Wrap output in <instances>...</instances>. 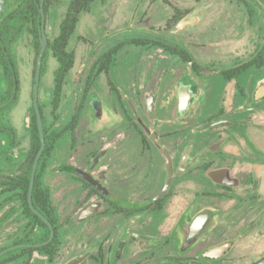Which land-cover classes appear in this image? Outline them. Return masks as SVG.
I'll use <instances>...</instances> for the list:
<instances>
[{
    "label": "flooded vegetation",
    "instance_id": "af4514ba",
    "mask_svg": "<svg viewBox=\"0 0 264 264\" xmlns=\"http://www.w3.org/2000/svg\"><path fill=\"white\" fill-rule=\"evenodd\" d=\"M33 1L40 43V3L45 34L51 5L45 10V0ZM158 1L168 9L163 28L169 33L196 31L181 38L118 40L94 59L82 90L86 105H77L65 122L53 127L72 122L66 137L57 143L67 141V153L49 170L54 149L43 174L44 178L51 172L64 181L59 190L63 204L58 211L42 178L56 219L54 227L48 221L54 232L52 240L37 247H19L46 242L50 229L45 224L49 230L45 241L13 245L27 232L34 241L41 233L38 227L25 230L23 215L24 225L17 234L0 238V253L6 251L0 258L16 249H38L57 238L55 255L50 259L33 250L4 264H36L38 257L46 259V264H56L63 233L68 231L74 243L72 256L63 264L78 257H84L79 264H256L264 258V147L255 140L264 138V0ZM180 2L189 6L182 7ZM7 3L5 0L4 10ZM254 28L261 38H256L258 42L246 39L249 54L236 55V49L214 53L222 51L223 45L236 43L240 38L230 36L237 37L240 29ZM229 30L235 33L230 35ZM129 47L140 50L131 65L120 59ZM67 51L72 53L69 44ZM155 51L166 63L169 79L163 90L166 118L152 121L149 116L159 104L162 87L158 89L155 83L141 103L129 99L127 89L140 81L135 68L142 64L141 54ZM45 53L40 83L47 56L52 57ZM147 59L151 76L155 58L143 56V62ZM18 78L16 100L8 104L13 106L0 113V146L6 147L7 159L14 161L8 174L0 172V198L20 204L5 184L23 172L29 149L31 108L21 127ZM40 83L39 108L43 107ZM139 90L133 89V97ZM103 91L108 92L109 102L101 96ZM195 105L199 115L188 119ZM210 105H217V111L208 109ZM84 109L89 116L82 118ZM82 120L84 134L79 133ZM130 130L132 138L127 134ZM21 133L28 137V147L19 155L15 151Z\"/></svg>",
    "mask_w": 264,
    "mask_h": 264
},
{
    "label": "rangeland",
    "instance_id": "374dc122",
    "mask_svg": "<svg viewBox=\"0 0 264 264\" xmlns=\"http://www.w3.org/2000/svg\"><path fill=\"white\" fill-rule=\"evenodd\" d=\"M69 0H56L49 7V14L46 22V34L49 39H53L58 34L59 24L66 12V8ZM182 7L189 6L187 3H182ZM162 5L158 0H106L104 3L95 2L91 5L90 9L87 12L82 13L79 16V20L76 26V29L72 35V38L69 42V50L72 51L74 56V64L71 72L67 76L65 89L63 92V97L60 107V116L57 122H54L53 127L59 124L62 121H66L68 117L72 114L74 108L77 105H86V98H82V90L84 87V81L90 70V65L93 63L94 59L105 51L110 44L116 43L118 40H127L130 38L136 37H156V38H175V37H187L194 33L191 29L184 33H169V29H164V23L169 15L168 9ZM132 16H134L133 20ZM202 25V24H201ZM200 25V26H201ZM230 35L235 33V30L228 31ZM247 32V33H246ZM261 32L251 29L246 30L240 29L239 35L237 37L230 36V38L239 39L236 40L232 45H223L221 50L218 49L214 52L225 53L229 50L236 49V55L244 56L249 54L251 47L247 46L246 39L249 40L251 37L257 42L260 40L259 37ZM259 40H257V39ZM251 39V40H252ZM255 41V42H256ZM246 45V46H245ZM202 53L203 51H198ZM17 61H18V73L20 77V92L22 95V105L18 107V124L21 127L23 122L26 119V115H29L31 108V91H32V73L34 68L35 53L30 45V40L24 38L19 45L16 47ZM140 53V50L137 48H128L123 53L120 54V59L126 63L133 62V58ZM205 53V51L203 52ZM155 58V67L154 73L149 76L151 69L148 66L147 59L143 62V56L150 55ZM158 52H143L139 61H142V64L139 66V63L136 65V72L140 73L139 83L134 84L132 87L137 91V88L140 87L139 92L135 93L133 97V89H127L128 98L134 101H143L144 93L152 90L154 84L158 86V89L162 87V91L158 93V105H156L155 112L149 116L151 120L161 119L165 120L167 112L164 107L165 95L164 87L168 85V79L165 75L167 71V66L164 61H161ZM129 58V60H127ZM46 72L40 83V100L43 103L44 114L47 119L50 118V109L49 102L51 99L52 91V78L53 71L55 70L57 63L50 56H47L46 59ZM129 65V64H128ZM131 69V67H130ZM157 69V70H156ZM160 73H162L160 75ZM178 73H176L177 75ZM149 76V77H147ZM160 76L159 81L157 82V77ZM165 81V82H163ZM3 80L0 74V89H2ZM220 89V88H219ZM216 89V91H219ZM107 91V90H106ZM103 91L101 94L104 97L105 101L109 102L111 100L108 92ZM25 105V106H24ZM143 105V104H142ZM217 105H210L211 111L216 112ZM25 108V109H24ZM23 110V111H22ZM82 118L89 116L87 110L82 111ZM144 117L146 113L142 114ZM199 115V106L195 107L190 111L188 119L196 118ZM148 123H149V118ZM84 120H82L81 125L79 126V133H85ZM152 123V122H151ZM149 127V126H148ZM193 127H190L192 129ZM20 129V128H19ZM129 138H132L133 131L130 130L127 132ZM20 145L19 148L15 151L19 155L24 152L28 147V137H23L22 133L19 135ZM1 140V139H0ZM67 141H62L57 144L55 151L52 155L51 161L49 163V170L53 169L58 164V158H61L67 153ZM7 151L6 147L0 146V172L8 174V171L12 169L11 163L14 161L7 159L4 153ZM18 155V156H19ZM57 174H52L48 172L44 178V184L50 188L52 193L53 204L55 210H59L63 204L60 201V187L63 184V179H56ZM61 183V185H59ZM58 213V212H57ZM62 213V212H60ZM21 206L20 204L9 201L8 199L1 197L0 198V238L8 237L12 234H17V231L22 228L24 225L23 219H21ZM23 218V217H22ZM3 231H8L3 232ZM79 241L77 238L76 243ZM72 232L68 231L63 233L62 245L59 249L58 256L56 258V264H63L69 257L72 256ZM78 251L80 249L78 248ZM35 261H38L36 264H46V259L44 258H35ZM20 264V263H19Z\"/></svg>",
    "mask_w": 264,
    "mask_h": 264
},
{
    "label": "trees",
    "instance_id": "16d2710c",
    "mask_svg": "<svg viewBox=\"0 0 264 264\" xmlns=\"http://www.w3.org/2000/svg\"><path fill=\"white\" fill-rule=\"evenodd\" d=\"M56 0H45V10L48 5H51ZM106 0H69L66 13L59 25L58 35L48 42L46 52L50 53L57 62V68L54 71L52 79L51 99L49 102L50 118L45 117L43 107L40 105V112L43 122V131L45 139V148L40 157L32 191V203L34 208L42 214L54 227L56 219L54 209L50 202L49 191L43 185L42 178L45 173L48 160L53 153L56 144L59 140L66 137V134L71 127L72 122L63 124L57 129L53 128V123L60 116V107L63 97V92L66 85L67 75L73 68L74 57L73 53L67 51L70 38L73 35L79 16L87 12L91 5L95 2L104 3ZM38 11L33 0H8L6 9L0 15V74L3 80L2 91L0 92V113L9 108L8 104H13L16 100L19 86L18 68L16 63V47L24 38L30 40V45L35 53V60L40 47L39 21L37 19ZM45 53V54H46ZM45 56L43 57L41 74L45 65ZM34 60V67H35ZM34 68L32 73L33 80ZM29 149L23 164V172L16 177L10 178L5 182L8 191L15 193L19 199L22 209V215L27 220L25 230L31 232L35 227L41 229L38 240L29 239V233L13 242V245L23 243H41L48 238L49 230L45 223L38 218L30 209L27 203V192L29 186V177L33 159L39 149L40 140L36 126V119L31 106V117L29 126ZM58 246L57 238L50 244L38 249H16L9 252L0 258V264L7 261L15 260L18 256L25 253H31L33 250L40 251L53 259ZM1 248L0 250H2ZM15 253H18L15 254Z\"/></svg>",
    "mask_w": 264,
    "mask_h": 264
},
{
    "label": "water",
    "instance_id": "95a60500",
    "mask_svg": "<svg viewBox=\"0 0 264 264\" xmlns=\"http://www.w3.org/2000/svg\"><path fill=\"white\" fill-rule=\"evenodd\" d=\"M4 6H5V0H0V15L2 14V12L4 11ZM39 13L42 16L41 18V41H40V49L36 58V63H35V72H34V80H33V88H32V95H33V109H34V113L36 116V124H37V130H38V136H39V140H40V146L39 149L34 157V161L32 164V168H31V174H30V179H29V187H28V206L31 209V211L37 216L39 217L50 229V237L49 239L44 242L43 244H36V245H21L19 247H30V246H40V245H45L47 243H49L54 235V232L52 230V226L51 224L48 222V220L42 216V214H40L33 206L32 204V190H33V186H34V179H35V174H36V168H37V164L38 161L44 151L45 148V139H44V131H43V123H42V118H41V113H40V108H39V103H38V91H39V83H40V75H41V67H42V60H43V56L44 53L46 51L47 48V43H48V39H47V35L45 34L44 31V13L42 10V1L40 3V9H39ZM186 105H181V108H184ZM14 248V247H13ZM11 248V249H13ZM6 251H3L0 253V256L5 253ZM84 258V257H83ZM83 258H75L71 261H69L66 264H79ZM256 264H264V258L262 260H260L258 263Z\"/></svg>",
    "mask_w": 264,
    "mask_h": 264
},
{
    "label": "crops",
    "instance_id": "0c3cea01",
    "mask_svg": "<svg viewBox=\"0 0 264 264\" xmlns=\"http://www.w3.org/2000/svg\"><path fill=\"white\" fill-rule=\"evenodd\" d=\"M254 135H256V134H254ZM255 140L257 142L259 141L261 143V145L264 147V138H260V139L255 138Z\"/></svg>",
    "mask_w": 264,
    "mask_h": 264
}]
</instances>
